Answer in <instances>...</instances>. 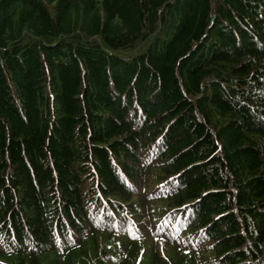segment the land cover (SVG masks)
Segmentation results:
<instances>
[{
    "label": "trees",
    "instance_id": "1",
    "mask_svg": "<svg viewBox=\"0 0 264 264\" xmlns=\"http://www.w3.org/2000/svg\"><path fill=\"white\" fill-rule=\"evenodd\" d=\"M187 202L193 251L154 234ZM209 263L264 264V0H0V264Z\"/></svg>",
    "mask_w": 264,
    "mask_h": 264
},
{
    "label": "bare ground",
    "instance_id": "2",
    "mask_svg": "<svg viewBox=\"0 0 264 264\" xmlns=\"http://www.w3.org/2000/svg\"><path fill=\"white\" fill-rule=\"evenodd\" d=\"M157 22H159V21H157ZM133 56V55H132ZM251 63V62H250ZM250 71V70H249ZM140 109V108H139ZM157 139V138H156ZM32 169V168H31ZM237 190V189H236ZM15 199V198H14ZM130 202V201H129ZM235 205V204H234ZM237 208V207H236ZM234 210H235V208H234ZM233 213V212H232ZM237 220V219H236ZM231 234V233H230ZM225 235V234H224ZM240 239V238H239ZM248 243V242H247ZM244 244H246V243H244ZM240 246V245H239ZM239 246H237L238 248H239ZM245 246V245H244Z\"/></svg>",
    "mask_w": 264,
    "mask_h": 264
}]
</instances>
